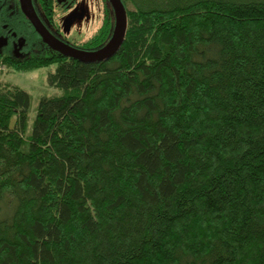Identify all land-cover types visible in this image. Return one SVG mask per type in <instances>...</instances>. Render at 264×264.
<instances>
[{
    "label": "trees",
    "instance_id": "1",
    "mask_svg": "<svg viewBox=\"0 0 264 264\" xmlns=\"http://www.w3.org/2000/svg\"><path fill=\"white\" fill-rule=\"evenodd\" d=\"M123 4L103 62L0 52L58 92L0 83V264H264V0Z\"/></svg>",
    "mask_w": 264,
    "mask_h": 264
},
{
    "label": "flooded vegetation",
    "instance_id": "2",
    "mask_svg": "<svg viewBox=\"0 0 264 264\" xmlns=\"http://www.w3.org/2000/svg\"><path fill=\"white\" fill-rule=\"evenodd\" d=\"M105 1L111 11H109L110 14L107 13L106 17L104 16L105 18H103V22L106 21L107 18L111 20V16H113V20H111V22H115V11H113L110 1ZM19 2L20 0H16V3H13L14 5H16L15 10L10 11L9 14H7L8 22H3L0 26V52H7V54H10L14 58L16 57L18 59H26L31 56L37 57L44 55L48 58L51 53L58 54L43 42L42 38L35 31L34 26L31 25L28 17L23 14L21 10V4ZM55 3L56 6L53 9L54 12H51L48 10L47 3H45V5H41L38 4L36 0H32L34 11L36 15H38L42 25L45 26L53 36L68 44L69 46L71 45L80 50H95H91L89 46H86V43L78 45L72 39L69 40L66 36H64L63 28H59V25H56L54 21L53 13L57 12V10H63L62 13L68 15V12L71 9L74 10L77 7L79 8V6L81 7V5H84H79L76 0H55ZM49 12L51 15L48 14ZM82 12L83 8H80L79 12H75L73 16L80 17ZM1 41L3 43H1Z\"/></svg>",
    "mask_w": 264,
    "mask_h": 264
},
{
    "label": "rangeland",
    "instance_id": "3",
    "mask_svg": "<svg viewBox=\"0 0 264 264\" xmlns=\"http://www.w3.org/2000/svg\"><path fill=\"white\" fill-rule=\"evenodd\" d=\"M76 2L84 6L71 9L68 15L63 14V10H57L53 13L54 21L56 25H59V28H63L64 36L69 40L72 39L78 45L87 44L98 35L104 24L103 18L106 17L107 13L110 14L109 11L111 10L105 0H76ZM80 8H83L81 16H73L75 12H79ZM111 20H113V16H111ZM48 71L47 68H41L32 72H19L0 61V83L18 85L26 91L28 90L32 95V108L29 114L30 124L35 117L40 96L58 94L54 88L48 86L46 81Z\"/></svg>",
    "mask_w": 264,
    "mask_h": 264
},
{
    "label": "water",
    "instance_id": "4",
    "mask_svg": "<svg viewBox=\"0 0 264 264\" xmlns=\"http://www.w3.org/2000/svg\"><path fill=\"white\" fill-rule=\"evenodd\" d=\"M113 11H115V27L113 30V36L102 48L92 51L78 49L73 46L62 42L53 36L50 31L42 25L38 15L34 11L32 0H20L21 10L26 15L34 26L35 31L42 38L43 42L49 46L54 52L70 59L77 60L84 63H97L113 57L123 46L126 30L128 26L127 11L122 0H109ZM1 43H3L1 41ZM3 45V44H1Z\"/></svg>",
    "mask_w": 264,
    "mask_h": 264
}]
</instances>
